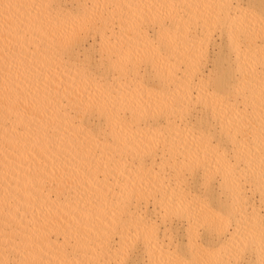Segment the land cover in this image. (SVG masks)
I'll list each match as a JSON object with an SVG mask.
<instances>
[{"label": "bare ground", "instance_id": "6f19581e", "mask_svg": "<svg viewBox=\"0 0 264 264\" xmlns=\"http://www.w3.org/2000/svg\"><path fill=\"white\" fill-rule=\"evenodd\" d=\"M0 264H264V0H0Z\"/></svg>", "mask_w": 264, "mask_h": 264}]
</instances>
